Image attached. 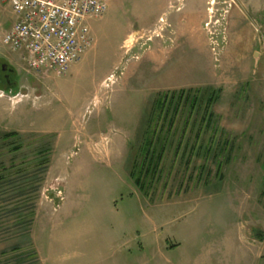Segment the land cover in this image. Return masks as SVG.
Instances as JSON below:
<instances>
[{"label": "rangeland", "instance_id": "1", "mask_svg": "<svg viewBox=\"0 0 264 264\" xmlns=\"http://www.w3.org/2000/svg\"><path fill=\"white\" fill-rule=\"evenodd\" d=\"M188 1L112 0L82 60L34 77L0 12V264H264V0H206L199 27ZM179 90L197 105L156 104Z\"/></svg>", "mask_w": 264, "mask_h": 264}, {"label": "built area", "instance_id": "2", "mask_svg": "<svg viewBox=\"0 0 264 264\" xmlns=\"http://www.w3.org/2000/svg\"><path fill=\"white\" fill-rule=\"evenodd\" d=\"M108 6L109 0H0V12L15 15L2 41L21 53L27 72L63 74L94 45L88 19ZM137 35L150 39L145 30Z\"/></svg>", "mask_w": 264, "mask_h": 264}, {"label": "trees", "instance_id": "3", "mask_svg": "<svg viewBox=\"0 0 264 264\" xmlns=\"http://www.w3.org/2000/svg\"><path fill=\"white\" fill-rule=\"evenodd\" d=\"M12 68V73H15V69L13 67ZM3 72H4V69L2 68V65H0V88L3 89V90H6V91H11V92H15L17 89H18V83H14L12 81V78H11V75L12 73L9 75V78H10V82L8 83V81L4 78V75H3ZM13 90V91H12ZM198 93H196L195 91L194 92H191V93H188V91L186 90H179L177 92H167L163 95H160L158 97V100H156V104L161 108H164V106L166 104H171L173 107H178L180 104H181V101L183 100H188L191 104V107H195L198 103ZM218 100V97H217V92L214 91L211 87L208 88V91H207V95H206V107L210 108L212 107ZM20 134L18 132H15V131H12V132H0V138L1 139H4V140H9V139H16V138H19ZM22 148V146L19 144L15 145L14 146V149L15 150H20ZM48 148L46 149H41L39 152V154H44L47 151ZM161 154L163 153H159L158 157L162 156ZM159 159V158H158ZM46 162L48 163L49 162V159L48 158H43V160H41V164L43 167L42 170L46 171L47 170V164ZM46 164V165H44ZM14 164H11V166L9 168H6V167H3V170H4V173H0V176L1 177H6L8 175V173H10L13 168ZM151 169V168H150ZM221 169V167L219 168V170ZM22 192H26V189L23 188L22 189ZM17 210H19V206H15L12 211L13 212H16ZM18 220L20 222V225L21 226H26L27 224H31L32 223V218L34 217V211L31 210L30 213H27L26 215L24 214H20L18 215ZM29 216H32L30 220H28V217ZM22 228V227H21ZM21 230V229H20ZM22 232L20 233V238H23L24 236H26L29 232L26 231L24 232V228H22ZM21 246V244H20ZM21 250V247H19L18 245L12 247V250H17L19 249ZM25 254L22 255V253H20L18 255V260H20V263H22V260L26 257L24 256Z\"/></svg>", "mask_w": 264, "mask_h": 264}, {"label": "crops", "instance_id": "4", "mask_svg": "<svg viewBox=\"0 0 264 264\" xmlns=\"http://www.w3.org/2000/svg\"><path fill=\"white\" fill-rule=\"evenodd\" d=\"M185 2L187 3V2H189L188 0H185ZM206 2V0H190V13L189 14H186L185 16H184V20H186L185 22H184V24L185 25H187V26H189L190 27V24L191 25H193V26H197V27H199L200 25H201V17H202V13H201V9H202V6L204 5V3ZM112 3V0H109V6H110V4ZM109 6H108V8H109ZM187 7V6H186ZM201 13V14H200ZM191 19V20H190ZM184 31H186V32H188V30L187 29H184ZM195 31V30H194ZM87 53H85L84 54V56L86 55ZM20 55V60H17L16 62H15V64L19 67V70H20V75L22 76H24V75H26V73H25V71H28L27 70V67H26V64L25 63H23V60L24 59H22V55L21 54H19ZM84 56L82 57V59L84 58ZM81 59V60H82ZM12 62V61H11ZM78 63V62H77ZM19 72V71H18ZM28 73V72H27ZM31 75H29V76H37V75H35V74H33V73H30ZM31 77H28V78H31ZM258 90H259V88H258ZM4 91V90H3ZM3 91H2V93H3ZM13 91V90H12ZM8 92V91H7ZM11 92V91H10ZM11 93H15V92H11ZM1 96V95H0ZM22 101H25V99H22ZM22 101H20V102H22ZM22 110H23V113H24V111H25V107H23L22 108ZM129 143H130V141H128V140H126V143L125 144H123L122 143V141L121 140H119V141H117V144H118V149H119V151L120 152H122V151H125L127 148L129 149Z\"/></svg>", "mask_w": 264, "mask_h": 264}, {"label": "flooded vegetation", "instance_id": "5", "mask_svg": "<svg viewBox=\"0 0 264 264\" xmlns=\"http://www.w3.org/2000/svg\"><path fill=\"white\" fill-rule=\"evenodd\" d=\"M2 68L4 69L5 73H4V78L8 81V83L10 82V78H9V75L10 73L12 72V68L11 67H8L6 65V63H3L2 64Z\"/></svg>", "mask_w": 264, "mask_h": 264}]
</instances>
